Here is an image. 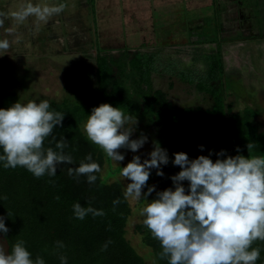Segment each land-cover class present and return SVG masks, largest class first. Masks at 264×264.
<instances>
[{"label":"trees","instance_id":"obj_1","mask_svg":"<svg viewBox=\"0 0 264 264\" xmlns=\"http://www.w3.org/2000/svg\"><path fill=\"white\" fill-rule=\"evenodd\" d=\"M214 41H217V49L209 57V67L205 73L193 75L170 59L166 60V65L160 71L194 86L207 106L179 108L168 100L162 90L153 89L152 74L159 73L160 51L141 53L129 63L137 75L135 87L141 106H134L117 85H111V69L104 57H96L93 83L87 72L78 67L65 75V88L71 100L49 102L50 110L64 113V119L62 126L57 125L52 136L45 140L44 146L56 150V142L65 139L68 147L64 152L72 156L74 163L58 165L55 176L45 174L40 178L23 167L5 169L0 163V217L4 218L9 229L7 234L0 233L8 243L9 253L12 244L23 240L33 259L41 256L45 264H61V255L67 257V264H167V260L159 256L160 243L152 238L143 221L135 226V233L146 257L141 256L127 240L131 207L125 198L123 186L117 181L108 182V178L116 177L121 171L111 173V176H101L106 163L108 171L114 167L110 164V158L87 139L81 125L94 107L108 103L136 117L139 126L153 128L159 125L166 130L168 138L161 135L152 141V146L154 148L158 144L165 149L169 163L161 165L163 176L150 170L140 204L151 202L157 192L168 188L174 190L171 177L181 170L172 163L175 153L184 152L190 160L201 155L209 156L215 162L227 156L247 157V145L253 142L255 148L251 155H264V133L259 132L254 123L257 111L244 108L241 112H235L233 104L227 101L228 84L220 41L218 38H214ZM12 104L10 95L0 85V108L7 109ZM221 150L224 156L217 155ZM89 154L101 168L100 172L95 173L97 179L94 184L87 183L85 176L69 175L68 172L69 168L77 167ZM182 184L187 194L189 182L183 181ZM151 186H155V191L145 198L144 193ZM114 201L119 203L114 204ZM75 203L103 210L104 215L93 216L89 213L84 219H77L73 212ZM58 241L63 242L64 247H58ZM253 246H264V242L257 241Z\"/></svg>","mask_w":264,"mask_h":264},{"label":"clouds","instance_id":"obj_2","mask_svg":"<svg viewBox=\"0 0 264 264\" xmlns=\"http://www.w3.org/2000/svg\"><path fill=\"white\" fill-rule=\"evenodd\" d=\"M67 7L64 2L24 0L15 10L0 11V28L4 27L5 20L21 25L31 17L38 30L41 23L47 24ZM5 31L13 33L12 28ZM10 47L8 39L0 40V52L7 54ZM50 107L48 100L39 103L29 100L27 103L17 101L7 109L0 108V163L5 169L23 167L40 178L45 174L55 176L58 165L74 163L72 156L64 152L68 147L65 139L56 142V150L44 146L64 119V113ZM136 124V117L125 114L120 107L102 103L92 109L82 128L91 143L108 158L119 162L125 158L120 149L135 153L147 141L143 135L131 139ZM247 148V157L227 156L215 162L204 155L190 160L184 152L174 154L172 163L181 169L171 177L174 190L157 192L156 198L139 210L144 226L160 243L159 256L166 259L167 264H256L260 259L261 248L253 245L257 241L264 242V155H251L255 148L253 142ZM217 155L225 153L221 150ZM149 157L141 162L139 156H133L121 168V175L131 181L126 185L125 198L137 201L142 198L151 169H157L158 176L164 175L159 169L169 163L167 151L156 144ZM100 171V165L92 160L91 154L77 167L68 169L69 175L85 176L89 184L96 182L95 173ZM183 181L189 182L187 194ZM154 191L155 186L148 187L144 197ZM116 203L119 201H114ZM73 212L75 218L81 220L89 213L104 215L103 210L80 203L73 205ZM8 231L4 218L0 217V232L7 234ZM57 246L64 247L63 242L58 241ZM59 259L61 264H67L66 256L61 255ZM0 264H45V260L41 256L33 259L25 242L17 240L9 254L0 247Z\"/></svg>","mask_w":264,"mask_h":264},{"label":"rangeland","instance_id":"obj_3","mask_svg":"<svg viewBox=\"0 0 264 264\" xmlns=\"http://www.w3.org/2000/svg\"><path fill=\"white\" fill-rule=\"evenodd\" d=\"M224 1H226L224 2L226 3L224 11L225 15L227 14L226 19L220 23L210 22L209 25L217 24L219 31H222L218 40L223 51L225 79L228 84L226 98L233 104L235 112H241L244 108L256 110L258 115L254 123L259 132L264 133V19L259 21L257 16H251L250 22L246 16L238 17L237 5V12L235 5L233 6L234 13L236 12L234 16L229 12V8L232 9V0ZM23 2L24 0H0V11L10 12ZM36 2L49 4L64 2L68 7L47 24L41 23L38 30L34 24V18L31 17L21 25H16L10 19L5 20L4 27L0 28V40L8 39L11 42L7 54L0 52L2 55L0 56V85L3 91L10 95L13 104L17 101L27 103L29 100H35L37 103L41 100L49 102L71 100L65 88V75L78 67L87 72L93 83L96 71L95 60L97 56H101L109 63L111 85H117L120 92L134 106H141V99L137 96L135 87L137 75L130 68L129 63L132 59L138 58L141 53L160 51L162 58L158 62L159 73L152 74L153 89L162 90L168 100L179 108L207 106V102L195 91L194 86H189L176 78H170L165 72H160L168 59L172 63L176 61L180 68L193 75L205 73L208 70L209 57L215 53L217 46L215 45L214 48L211 44L215 43L211 37L200 38L201 29H197L196 26L200 28L201 23L192 25L191 38L182 37L189 34L184 32L180 38L177 35L179 25L176 24L173 27L175 30L172 29L174 32H171L176 34L174 38H158L155 42L148 39L147 43H141V39L140 41L134 39L136 42L131 43L132 40L128 44L132 48H121L113 44L109 45L103 38L96 36L92 28L93 15L88 0H33V3ZM259 9L264 11V4ZM233 16V19L237 17L238 20H232ZM194 18L193 14H187L185 21L187 27L191 23L188 20ZM8 28L13 29L12 34L5 31ZM207 34L216 35L214 31ZM247 40H251L247 44L250 49H238L245 46ZM83 124L81 130L84 133ZM126 127H132V125H126ZM141 135L147 137L143 147L135 153L129 149H120V153L125 157L124 160L115 162L110 159V164L114 168L108 171L109 166L106 163L101 171L102 177L121 171V168L125 167L133 156H139L141 162L149 159V153L153 150L152 141L161 135L168 138L166 130L159 125L153 128L134 125L131 139H139ZM151 170L157 172V169ZM107 171L108 175H106ZM114 181L119 182L124 191L126 185L131 183L121 173L116 177L108 178V182ZM127 199L132 213L126 229V238L141 256L146 257L135 233V226L144 219L139 215V210L145 206L146 202L140 204V200L137 201L131 197Z\"/></svg>","mask_w":264,"mask_h":264},{"label":"crops","instance_id":"obj_4","mask_svg":"<svg viewBox=\"0 0 264 264\" xmlns=\"http://www.w3.org/2000/svg\"><path fill=\"white\" fill-rule=\"evenodd\" d=\"M88 1L93 15L92 28L96 36L103 38L109 45L113 44L121 48H132L128 44L132 40L131 43H133L134 39H139V41L141 39V43H147L148 39L155 42L158 38H174L176 34H171V32H174L173 27L176 24L179 25L177 35L180 38L182 32L189 33L182 37L191 38L193 35L192 25L197 22L201 23L200 28L196 26L197 29H201L200 38H213L215 43L211 44L215 48L217 41H214V38H220L222 31H219L216 24L210 26L209 23H220L226 19L227 15L224 13L226 9L224 0H92V3L90 0ZM232 4L231 7L233 9L235 5L236 12L237 6L239 7L238 17L246 16L250 22L251 16H257L259 21L264 19V11L259 9L264 4V0H232ZM232 9L229 8V12L235 16L236 12L234 13V9ZM183 13H185L184 16ZM188 13L193 14L195 18L188 20L191 23L187 27L185 21ZM234 16L232 20L236 21L237 17L233 19ZM236 29L239 30L238 25ZM213 31L216 35L209 36L207 34ZM249 41L251 40L245 41V46L238 47V49H250L247 45Z\"/></svg>","mask_w":264,"mask_h":264},{"label":"water","instance_id":"obj_5","mask_svg":"<svg viewBox=\"0 0 264 264\" xmlns=\"http://www.w3.org/2000/svg\"><path fill=\"white\" fill-rule=\"evenodd\" d=\"M0 247L3 248L5 254H9V246H8V243L4 237V235H2L0 233Z\"/></svg>","mask_w":264,"mask_h":264},{"label":"flooded vegetation","instance_id":"obj_6","mask_svg":"<svg viewBox=\"0 0 264 264\" xmlns=\"http://www.w3.org/2000/svg\"><path fill=\"white\" fill-rule=\"evenodd\" d=\"M261 248V257L259 259V263L256 264H264V246H257Z\"/></svg>","mask_w":264,"mask_h":264}]
</instances>
